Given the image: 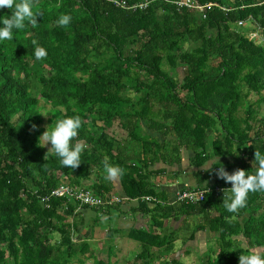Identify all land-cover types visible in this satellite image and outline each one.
I'll list each match as a JSON object with an SVG mask.
<instances>
[{
	"label": "trees",
	"instance_id": "16d2710c",
	"mask_svg": "<svg viewBox=\"0 0 264 264\" xmlns=\"http://www.w3.org/2000/svg\"><path fill=\"white\" fill-rule=\"evenodd\" d=\"M123 1L124 7L112 0H35L37 25L26 22L23 30H13V40L0 42V264H85L87 259L116 264L74 240L77 226L67 217L78 203L51 195L61 181L98 196L113 195L104 183L105 157L123 169L125 200L137 198L138 209L150 216V229L130 232L140 249L127 264H184L159 260L179 238L175 230L165 231L166 220L178 215L193 217L184 242L197 231L213 235L197 254L198 264H238L239 255L252 248L264 255V193H249L238 213L223 207V192H210L200 202L165 204L150 184L147 160L120 154L121 142L110 132L120 118L144 156L152 153L148 142H155L153 156L161 155L163 146L140 134L142 125L175 137L176 160L178 147L186 144L195 167L217 157V166L227 172L254 173L255 150L264 154V112L258 116L264 105V44L248 38L250 25L235 22L251 17L264 37V0H196L231 7H214L205 18L177 0ZM144 1L145 7H133ZM61 14L72 17L67 28L56 23ZM10 15V9L0 8V20ZM33 39L47 51L45 59L36 60ZM40 99L51 106L50 127L64 117H81L72 144L86 147L77 168L62 166L38 144ZM212 172L203 171L199 183ZM213 186L231 184L216 175ZM42 195L49 196L48 206ZM145 195L161 202L149 208Z\"/></svg>",
	"mask_w": 264,
	"mask_h": 264
},
{
	"label": "crops",
	"instance_id": "0c3cea01",
	"mask_svg": "<svg viewBox=\"0 0 264 264\" xmlns=\"http://www.w3.org/2000/svg\"><path fill=\"white\" fill-rule=\"evenodd\" d=\"M252 29L256 28L252 27ZM110 132L119 142H121V147L118 150L120 154H130V156L139 154L140 159L145 161L147 160V170L149 171L148 177L150 184L161 193L164 197L165 204L171 203L174 200L175 193L178 189L197 188L206 185L212 186L214 184L218 168L217 165L221 162L219 158L213 157L202 165H207L209 161L214 164L211 168L213 172L209 178L203 183H199L198 177L203 175V167H195L192 165L191 157L193 155V151L186 146V144L180 146L178 145V159H174L175 157L171 152L172 147H177L175 146L177 145V142L175 141L174 136H162L159 132L152 131L142 125V129H139L140 134L143 136H149L150 139L154 138L163 146V149L160 151L163 155H160L159 152H157L153 156L152 154H154V151L156 152V148L155 142L151 139L150 141L152 142H148V144L151 145L152 153L144 156L142 153L141 143L128 135V131L121 125L120 118H117L112 122ZM214 135L215 132H211L210 138ZM135 160L132 161L134 162ZM111 164L115 165V163ZM234 170L236 169L228 171L229 174H231ZM198 171L200 173L197 176L196 173ZM104 183L106 186L110 187L109 194H117L120 196L124 195L120 179L114 182L107 180V182L105 181ZM148 207L152 208L153 203H148ZM67 219L70 222L75 221L76 223L77 228L75 227V231L73 233L74 240L87 242L89 244V249L94 251L97 256L110 258V260L116 264H127L128 259L124 258L122 253L123 251H126L131 244H136L138 247L137 249L140 248L139 242L129 237L130 232L134 229H150L151 227L149 213L139 210L138 201L134 199H126L119 205L101 209L76 205L73 212L68 215ZM185 219L188 222L186 223V227L184 229L180 224H171L177 223L178 221L183 222ZM192 220L193 217L184 215H178L177 218L170 217L166 220L165 231L170 232L171 229L175 230V233L179 236V239L174 241V246L175 243L182 238V232V236H184V233L188 235L190 234L194 225ZM109 231L111 234L108 233ZM113 231H115L114 234H112ZM198 232L199 231L194 234L195 239H197L196 234ZM54 235L53 239H55ZM115 239L120 240L118 241V245ZM120 242H122L123 248H120ZM90 262L91 260L87 259L85 264H90Z\"/></svg>",
	"mask_w": 264,
	"mask_h": 264
},
{
	"label": "clouds",
	"instance_id": "9594fccd",
	"mask_svg": "<svg viewBox=\"0 0 264 264\" xmlns=\"http://www.w3.org/2000/svg\"><path fill=\"white\" fill-rule=\"evenodd\" d=\"M35 0H0V8L11 10L10 16H5L0 22V42L11 41L14 38L13 30H23L26 22L33 27L37 25L36 13L34 12ZM70 14H61L56 23L60 27L67 28L71 23ZM34 45V56L36 60L47 57V51L38 46L37 41H31ZM50 112H39L42 116H47ZM82 119L79 115L58 119L53 127L46 126V130L38 138V144L45 146L50 143L46 154L59 159V163L67 168H77L81 162V153L86 145L77 141L74 145L72 141L77 137L78 130L82 126ZM35 127V126H33ZM45 154V159H46ZM255 171L248 173L243 169H236L231 174L223 166H219L216 175L219 179L230 183L231 187L222 189L223 207L229 213H238L241 208L246 207L249 193H264V154L259 150L254 152ZM105 179L116 181L123 175V169L108 162L107 157L102 161ZM212 162L202 166L204 171L212 168ZM253 166V165H252ZM238 264H264V255L259 252H251L247 255L240 254Z\"/></svg>",
	"mask_w": 264,
	"mask_h": 264
},
{
	"label": "built area",
	"instance_id": "2783aa9c",
	"mask_svg": "<svg viewBox=\"0 0 264 264\" xmlns=\"http://www.w3.org/2000/svg\"><path fill=\"white\" fill-rule=\"evenodd\" d=\"M116 5L121 7L125 6V2L122 0H112ZM147 1L142 3L134 4L133 7L138 6L139 8L145 7L147 5ZM175 3L181 7L193 8L198 11L202 18L206 17V12L211 10L214 7H218L221 10L228 11L231 7L219 4L217 1H206L205 3H200L196 0H177ZM243 7V6H240ZM251 19H238L235 24L239 27L250 25V27H255L256 29H251L247 32V36L250 40L255 43L264 44V37L261 34L258 27L255 24L249 22ZM249 23V24H248ZM222 187L219 186H203L197 188H184L178 189L175 193L173 203H195L200 202L204 199L205 195L213 192L214 194H219L222 192ZM52 196L55 197H65L70 200L76 201L78 205L90 208H105L109 206H114L120 204L125 200L124 196L120 195H107V196H98L95 195L90 189L85 187L73 186L65 181H61L56 188H54L51 192ZM42 202L48 206L49 196L42 195L40 196ZM132 200V199H131ZM134 200H138L135 198ZM142 200L149 203H160L161 200L154 196L145 195L142 197Z\"/></svg>",
	"mask_w": 264,
	"mask_h": 264
},
{
	"label": "rangeland",
	"instance_id": "374dc122",
	"mask_svg": "<svg viewBox=\"0 0 264 264\" xmlns=\"http://www.w3.org/2000/svg\"><path fill=\"white\" fill-rule=\"evenodd\" d=\"M250 98L252 100H254L256 98V96L255 95H251ZM39 104L42 105L41 110H40L41 112H50L47 116H42L41 115L42 120H41V122L39 124L42 127V132H41V134H42L43 131L46 130V126L50 127L53 124V115L51 113V106L48 103H44L42 101V99H40V103ZM263 106L264 105L261 106L258 116H261L263 114V112H264ZM50 146L51 145L49 143L48 145H45L43 147H44L45 150H48V148ZM261 211L264 212V203H263V205H261ZM258 213H259V211L256 212V214H258ZM187 222L188 221L185 219V220H183V222L182 221H178L177 223H171V224H173V225L180 224L183 227V229H184L186 227L185 225H186ZM150 226H151V222H150ZM183 229H181V230H183ZM182 234H183V232L181 233V237L182 238L175 243L174 249L171 252H169V253H167L165 255L162 252V254L164 256L162 257V259L161 258L159 259L160 261H163L164 259L170 260L172 258H176V259H179L184 264H198V262L200 260H199L197 254L203 252L206 249V245H207L206 238L210 239V237H213V235L211 236L210 233L205 232V231H199L196 234V238L197 239L194 238L193 240H188V241L184 242L182 239L185 236H182ZM53 240L54 239H52V241ZM115 241H117V245H118V241H120V240L119 239H115ZM212 245H213V249L217 250V246L214 243H212ZM119 246H120V248H123L122 242L119 243ZM139 246H140V243H139ZM137 248L138 247H137L136 244L135 245L131 244L126 251H123L122 255L124 256V258H127L130 263H132L133 259L135 258L136 254L138 253V251L140 249V248L139 249H137ZM251 251L252 252H254V251L255 252H261V251H263V249L252 248ZM127 259H124V260H127Z\"/></svg>",
	"mask_w": 264,
	"mask_h": 264
},
{
	"label": "water",
	"instance_id": "95a60500",
	"mask_svg": "<svg viewBox=\"0 0 264 264\" xmlns=\"http://www.w3.org/2000/svg\"><path fill=\"white\" fill-rule=\"evenodd\" d=\"M124 196V195H123Z\"/></svg>",
	"mask_w": 264,
	"mask_h": 264
}]
</instances>
